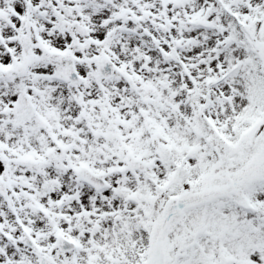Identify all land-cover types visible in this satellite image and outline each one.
<instances>
[{"label":"snow or ice","instance_id":"obj_1","mask_svg":"<svg viewBox=\"0 0 264 264\" xmlns=\"http://www.w3.org/2000/svg\"><path fill=\"white\" fill-rule=\"evenodd\" d=\"M0 264H264V0H0Z\"/></svg>","mask_w":264,"mask_h":264}]
</instances>
